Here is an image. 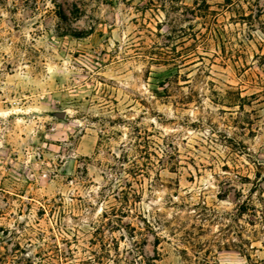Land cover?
<instances>
[{"label": "rangeland", "instance_id": "obj_1", "mask_svg": "<svg viewBox=\"0 0 264 264\" xmlns=\"http://www.w3.org/2000/svg\"><path fill=\"white\" fill-rule=\"evenodd\" d=\"M0 264H264V0H0Z\"/></svg>", "mask_w": 264, "mask_h": 264}]
</instances>
